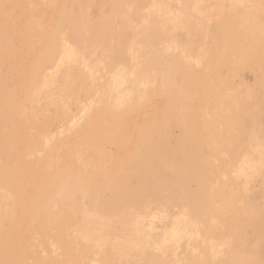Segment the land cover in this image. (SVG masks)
<instances>
[{"label":"rangeland","instance_id":"obj_1","mask_svg":"<svg viewBox=\"0 0 264 264\" xmlns=\"http://www.w3.org/2000/svg\"><path fill=\"white\" fill-rule=\"evenodd\" d=\"M4 1L0 0V14L6 19L0 21L12 29L7 26L5 31L8 47L2 43L0 47L18 48V33L33 44L44 41L46 45L42 62L30 65L38 76L29 92L20 94L17 88L15 59L0 58V92L14 90L9 102L17 106L12 114L14 125L29 119L23 130L30 143L23 159L27 165H39L46 174L54 175L64 156V143L72 137L76 140L74 136L80 141L76 163L89 157L90 143L80 132L92 112L106 103L117 112L165 90L169 94L176 73L172 75L173 67L188 68L192 78L202 76L211 84L202 95L195 82L190 84L200 97L191 108L183 106V90L173 89L170 98L176 109L166 116L170 148L178 149L190 118L198 124L196 143L190 139L189 150L197 154L198 163L191 172L197 169L195 175L203 187L199 190L197 180L188 187L196 191L199 206L193 208L181 193L162 188H148L134 202L109 189L97 196L91 188H74L68 178H58L51 192L34 197L38 208L27 225L19 224L17 207L5 218L0 229L20 234L23 243L17 262L5 259L4 264H264L257 253L244 249L253 250L263 238L255 232L256 223L264 226V0ZM125 17L132 31L125 33L126 50L115 47V55L103 53L89 39L102 37L94 36L92 25L100 18L109 19L102 26L105 31ZM70 20L79 22L73 30L67 26ZM34 55L31 52L29 60ZM254 110L257 119L252 116ZM2 112L0 135L11 129L10 125L2 127ZM103 147L109 155L118 150L111 140ZM181 154L176 165L185 171L188 165L181 164ZM7 156L0 147V212L10 208L13 200L2 171ZM99 160L103 163L99 173L89 166L83 169L96 186L112 176L105 156ZM15 163L16 159L9 161L10 171ZM143 168L140 160L131 161L126 182L119 178L117 183L123 188L137 185ZM11 174L17 181L15 173Z\"/></svg>","mask_w":264,"mask_h":264},{"label":"bare ground","instance_id":"obj_2","mask_svg":"<svg viewBox=\"0 0 264 264\" xmlns=\"http://www.w3.org/2000/svg\"><path fill=\"white\" fill-rule=\"evenodd\" d=\"M130 1H132V0H130ZM2 2H3V0H2ZM114 2H115V0H114ZM14 3H15V1H14ZM133 4L134 3L132 2L131 5H133ZM137 4H138V2H137ZM0 5H2V4H0ZM70 6H72V5H70ZM0 9H2V8H0ZM9 9H10V7H9ZM69 11H71V9ZM7 12H9V11H7ZM106 15H110V14H106ZM7 17H8V15H7ZM0 19L4 20V19H6V16L4 14H0ZM17 19H19L18 16H17ZM109 21H110L109 19H105V18L98 19V22H96L92 25V31L94 33V36L99 37L100 35H102V37L99 39L98 38L97 39L89 38V39L91 41L95 42L97 44V46L102 49L103 53L115 55V51H114L115 47H118V50L122 51V52H124L126 50L127 46H126V35H125V33H127V35H128L129 33H132V31H131V26L128 22L127 17H125L123 20H121L118 24H116V25L113 24L112 27H109L108 30L104 31V28L102 26L108 25ZM1 22L2 21H0V44L2 43L5 47L6 46L8 47L9 44H8V40L6 39L7 36L5 34V31H6L7 26H8V28L10 27V29H12V26L10 24H7L6 22L1 24ZM72 22H75V23H72ZM10 23H11V21H10ZM78 23L79 22H76L75 20H70V22L69 21L67 22V26H68L69 30L70 29L73 30L74 26H76ZM23 25H24V23H23ZM78 28H79V25H78V27H76L75 31H77ZM116 28L123 31L124 34L123 33L119 34L118 31L115 30ZM18 35L20 37V39H19L20 43H18V46H16L18 48H13L11 50H9V48H8V50H5V49L0 47V58L2 56L5 58H6V56L7 57L11 56L15 59V64L17 63L15 71L18 73L17 81L20 83V87L17 85L16 86H17V88L20 89V94H21L22 92H29L30 87L33 86L37 82L38 70L36 68L31 67V66H35V65L42 62L41 59H42L43 54H45L46 45L44 44V41H41V42H38V41L34 42L33 41L34 42V44H33L30 40L31 38L29 39L28 37L22 35V33H18ZM50 36H51V33H50ZM218 39H217L218 45L220 46V44H219L220 40H218ZM49 43H51V42H49ZM21 44H22L23 48H22ZM31 52L36 54V55H34V58L35 57L36 58L35 59L33 58V61L29 60L30 57H32V56H29V54ZM76 54H77V51H76ZM40 55H42V56H40ZM124 57L125 56L123 55L122 58H124ZM24 62H27L26 66L23 65L22 69L19 68L20 65ZM34 62H36V64ZM213 69L214 68H212V70ZM174 73H175V77L173 79V82L171 83L172 84L171 89L169 88L170 89V91L168 92L169 94H167L166 90H165L162 94L157 95L156 98H152L153 96H151L150 97L151 99H149V101H140L137 104H133L132 106H130L124 110L117 111V112H114L117 109L114 110L113 107L109 103H106L102 108L96 109L95 111H93L90 118L87 120L83 130L80 132V135L83 136L84 139L90 143V144L88 143L89 144L88 146L91 148V150H90L91 154L89 155L88 158L86 156L87 159L84 162H83V159L80 162L77 160L79 162V164H77L74 157L76 156V152L78 150L77 148H79L80 141L78 139V136H74L77 138L76 140L73 137L70 139L68 137V139H69L68 142L64 143V147H65L64 156L62 157L61 162L60 163L58 162L60 164V166L58 168H56L54 175H50L49 174L50 172L48 174H46L47 171H46V173H44L43 172L44 170L42 171V170H40V168H38L39 165L38 166L37 165H31V164L27 165L28 162L26 163L24 161L23 156H24V153H27V147H28V144L30 143L29 135L24 132V130H25L24 126L29 122V119L25 120L23 123H21L22 124V125L20 124L21 126L14 125V122H13L14 117H12L13 116L12 114H13V112L16 113L17 106H13V105L10 106L9 105V104H11L9 102H10V98L14 94V90H12V89L2 90V94L0 92V110L4 111V112H2L3 114H1L2 127H5L7 125L11 126V129L9 131L3 130L2 134L0 135V147L4 152L9 153V156H7V162L3 165L2 171L4 174V185L12 192L13 200L11 202L10 208H8V209L1 208L0 226L3 224L5 218H7L8 215L13 214V211L16 209V207L18 209H20V214H19V216H17L19 224L27 225V222L29 221L28 218H30V216L34 212L35 207L37 206L36 202L33 201V199H35L34 197L51 192V188H52L51 186L53 184L57 183L56 181L58 178H62V179L68 178V180H71V182H73L74 188H76V187L80 188V186H83V187H85V189L87 188L88 190L91 188L94 191L93 192L94 195L96 194L97 196H101L100 194H102L103 190L109 189L115 194V196H118L119 198H123V199L124 198L127 199L129 197V199H132V201H134V202L137 201V199L139 200L138 197H141L144 195L146 189H148V188L149 189L150 188H162L163 190L167 189V191H169L171 193H176V192L181 193L185 197V199L191 200L190 203H191L193 208L196 206H199L197 204L198 203V195H197L196 191H191L188 187L189 183L192 180H197L199 182V184H198L199 190L203 187V186H201L202 185L201 178L199 176L196 177L197 175H195L197 173V169L195 170V173L191 172V169L195 165H197V163H198L197 154L192 155V153L189 150L190 149L189 144L191 141L190 139L193 140L194 144L196 143L195 142L196 141V127L198 126V124L196 123L197 124V126H196L195 122L192 121V118H190L191 122H189L184 127V129H185L184 134H183L182 140H179L178 149L177 148H170L166 144V140L169 139V137H170V135H169L170 122L169 123L167 122V125H166V116L170 114V111H171V113H174L175 109H176L175 105L172 103V99L170 98V96H172L171 91H173V89L174 90L175 89L183 90V92H184L183 96H184V98L186 97L185 98L186 103H184L183 106L191 108L190 104H193L192 101L194 99L198 100L196 98H198L200 94L202 95L203 92H205L207 89H209V88L211 89V87H210L211 84L208 80L207 81L203 80L202 76L200 77V79H198L197 77L192 78V76L189 75L188 68L182 69L180 67L177 70L173 67L172 75ZM193 82H195V84H196L195 89L198 92H201V93H199V95H196V93L194 92L196 90L193 89L190 85ZM188 86L190 88H188ZM166 94H167V96H166ZM152 95H154V94H152ZM246 109L247 108L245 107V110ZM255 110L252 111L253 112L252 116H254V118L257 119L258 113L255 112ZM148 111H151V113L149 114ZM262 112H264V111H262ZM252 120H254V119H252ZM118 126H119V128L117 129ZM21 127H24V128L21 129ZM256 127H257V125H256ZM31 128L34 129L35 126H31ZM38 128H40V127H38ZM38 128L36 127L35 130H37ZM254 129L256 130V128H254ZM108 140H111L115 144H117L118 150H117L116 154H113V155L106 154L104 147H103V144L105 142H107ZM33 143H35V141ZM68 144H69V150L67 148ZM62 146H63V144H62ZM16 147H18L17 150H16ZM90 148H88V149H90ZM178 153L184 154V155L181 154L182 159H183L181 161V164L184 162L187 163L188 167L185 171H183L181 169L180 165H176L177 160H178V157H177ZM101 156L102 157L105 156L106 160L104 161L105 162L104 164H106V167L108 165L111 168L110 170H111L112 176L110 177L109 182H107L105 184H99L98 186H96V185H93L92 181H90L91 177L83 173V169L85 166H89V167H92L93 169H95L96 172H98L99 171L98 169H100L99 166L103 164V163H100V160H99ZM15 159H16V163H15L16 168H12V170L10 171L9 167H8L9 161L15 160ZM136 159L138 161L140 160L144 164V168H143L144 173L139 179L140 182L138 181L139 183L137 185L132 186V187L123 188L122 186H120L117 183L116 179L120 178V179H122V181L126 182L127 177L129 175L126 167L129 166V163L131 161L136 160ZM44 160H46V158H43L42 161L44 162ZM43 162H41V163H43ZM54 167H55V165H54ZM53 170H54V168H53ZM12 171L15 173V178L16 179L18 178L17 181H13L14 178L12 179V176H11ZM18 171L20 172L19 177L17 174ZM41 172H43V173H41ZM106 176H107V174H106ZM177 176H179V178ZM100 180L98 179V182ZM61 182H64V181H61ZM201 193H203V192H201ZM199 196L201 197V194ZM53 199H54V197H53ZM94 201H95V199H94ZM129 201L130 200H128V202ZM190 203H188V204H190ZM97 204H99V203H97ZM93 205H95V204H93ZM108 205L110 206V204H108ZM14 206H15V208H14ZM123 206L125 207V205H123ZM100 207H101V205H100ZM117 207H118V204H117ZM192 207H190V208H192ZM36 208H38V207H36ZM102 209H104V208H102ZM35 210H37V209H35ZM16 212H18V211H16ZM117 213H118V211H117ZM14 215H15V213H14ZM30 226H31V224H30ZM5 229L6 228L0 229V233H1L0 234V263L5 261V259L12 262V263H16L18 260L19 254L21 252L20 248H21V244L23 243V241H22L20 234H17L16 232H14L12 230H7V229L5 230ZM240 230H241V228H240ZM255 232L263 238L261 240H258V243L254 246L253 250L250 248H244V249H249L254 254L257 253V255H259V259L261 260V259H264V253L258 252V251H261V250L264 251L263 250V247H264V226L262 224H259V222H258V224L256 223ZM249 245L251 246V244H249ZM3 264H4V262H3Z\"/></svg>","mask_w":264,"mask_h":264}]
</instances>
